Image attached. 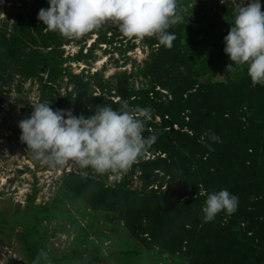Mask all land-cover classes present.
Here are the masks:
<instances>
[{"label":"trees","instance_id":"trees-1","mask_svg":"<svg viewBox=\"0 0 264 264\" xmlns=\"http://www.w3.org/2000/svg\"><path fill=\"white\" fill-rule=\"evenodd\" d=\"M5 3L11 6L8 20L12 30L8 32V20L0 28V90L16 74L21 79L34 78L45 69L52 75L50 81L55 82L63 71L60 48L73 40L48 31L38 20L39 10L47 9L49 0ZM234 14L228 15L232 22L227 32ZM208 20L196 14L185 24L170 27L168 31L175 35L170 48L155 37L141 40L150 48L138 68V74L150 83L148 89H129L128 76L122 72L112 78L113 83L106 84L105 94L94 95L90 88L103 78L67 72L72 91L65 107L69 108L71 100L74 115L87 118L105 104L118 110L126 100L131 106L151 109L152 119L143 135L157 139L118 181L114 178L109 183V174L101 176L89 168L67 174L62 185L70 200H78L90 211H117L130 233L145 234L150 245L170 253L183 252L189 264H264V85L253 86L246 70L238 81L194 87L195 82L186 78V70L181 73L174 69L182 56L174 53L181 39L180 29L186 30L195 50H203L206 46L202 48L200 41L207 36L213 41V27L224 24ZM115 30L118 28L107 23L75 41L81 43L96 35L90 50L111 44ZM155 86L167 93L155 90ZM51 88L41 86L39 102L47 99ZM211 134L219 141L210 139ZM222 189L238 197L236 211H222L205 223L202 207L207 194ZM45 262L40 260L39 264ZM59 262L56 259L50 264Z\"/></svg>","mask_w":264,"mask_h":264},{"label":"rangeland","instance_id":"rangeland-1","mask_svg":"<svg viewBox=\"0 0 264 264\" xmlns=\"http://www.w3.org/2000/svg\"><path fill=\"white\" fill-rule=\"evenodd\" d=\"M249 2L177 0V12L183 17L177 25L185 24L196 14L224 23L223 26L213 27L210 39L214 42L208 40V36L200 41L202 48L206 46L203 50L192 47L194 42L187 37L184 28L179 31L181 39L174 53L176 57L182 56L174 69L181 73L186 70V78L195 82L194 87L238 81L247 70V65L237 66L234 71L226 70L232 62L224 52V37L228 34L225 31L227 26L232 22L228 15L235 13L239 5ZM260 2L264 11V0ZM10 13L11 6L0 0V28L7 22ZM11 24L12 21L8 20V32L12 30ZM112 34L115 36L111 44L98 45L90 50L89 44L96 35L81 43L72 39L63 45L60 48L63 51V62L60 64L62 76H58L55 82L50 81L52 75L45 69L34 78L21 79V75L16 74L10 84L0 90V214L3 215H0V264H34L41 250L48 255L45 264L56 259L60 260L56 264H189L183 252L170 253L150 245L145 234L135 236L130 233L117 211H90L78 200H70L63 189V179L71 172L81 173L83 170L71 162L57 168L42 165L33 159L20 140L18 123L30 116L32 105L40 100L44 84L52 88L43 103L50 104L53 110H70L74 114L71 100L69 108L65 107L66 97L72 91L67 72L103 78L98 86L90 88L94 95L105 94L106 84L113 83L112 78L122 72L128 76L129 89L150 88L148 79L138 74V68L143 66L150 48L139 39L124 37L118 30ZM155 90L167 93L159 86H155ZM117 99L114 97V100ZM238 119L243 121L239 115ZM155 121H159L157 115ZM173 127L177 129L178 125ZM184 130H187L186 127ZM107 178L109 183L114 182L111 174Z\"/></svg>","mask_w":264,"mask_h":264},{"label":"clouds","instance_id":"clouds-1","mask_svg":"<svg viewBox=\"0 0 264 264\" xmlns=\"http://www.w3.org/2000/svg\"><path fill=\"white\" fill-rule=\"evenodd\" d=\"M37 18L48 31L66 39L83 38L111 23L126 38L155 37L169 48L175 35L168 29L183 20L177 12V0H49V7L41 8ZM231 25L224 37V52L232 62L226 70L247 65L252 85H264V11L260 0L239 5ZM32 106L30 116L18 123L20 140L34 160L51 168L71 162L78 169L90 168L95 174H111L118 179L157 139L143 135L152 119L151 109L131 106L126 100L118 110L106 104L97 106L87 118L70 110H53L48 103ZM210 139L219 141L215 134ZM237 205L238 197L227 189L207 194L203 221H213L222 211L232 214ZM41 259L48 260L43 250L34 264Z\"/></svg>","mask_w":264,"mask_h":264}]
</instances>
